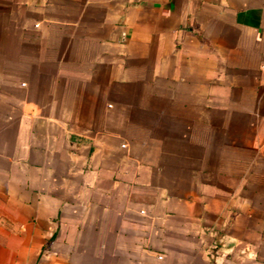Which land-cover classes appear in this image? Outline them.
I'll list each match as a JSON object with an SVG mask.
<instances>
[{"label":"crops","instance_id":"crops-1","mask_svg":"<svg viewBox=\"0 0 264 264\" xmlns=\"http://www.w3.org/2000/svg\"><path fill=\"white\" fill-rule=\"evenodd\" d=\"M0 264H264V0H0Z\"/></svg>","mask_w":264,"mask_h":264},{"label":"rangeland","instance_id":"rangeland-1","mask_svg":"<svg viewBox=\"0 0 264 264\" xmlns=\"http://www.w3.org/2000/svg\"><path fill=\"white\" fill-rule=\"evenodd\" d=\"M160 257V256H159Z\"/></svg>","mask_w":264,"mask_h":264}]
</instances>
